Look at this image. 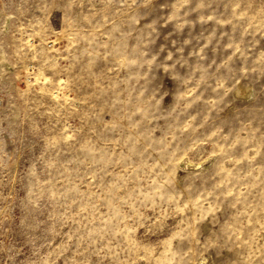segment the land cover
I'll use <instances>...</instances> for the list:
<instances>
[{
	"label": "rangeland",
	"instance_id": "1",
	"mask_svg": "<svg viewBox=\"0 0 264 264\" xmlns=\"http://www.w3.org/2000/svg\"><path fill=\"white\" fill-rule=\"evenodd\" d=\"M264 264V0H0V264Z\"/></svg>",
	"mask_w": 264,
	"mask_h": 264
},
{
	"label": "bare ground",
	"instance_id": "2",
	"mask_svg": "<svg viewBox=\"0 0 264 264\" xmlns=\"http://www.w3.org/2000/svg\"><path fill=\"white\" fill-rule=\"evenodd\" d=\"M201 264H204V263H201Z\"/></svg>",
	"mask_w": 264,
	"mask_h": 264
}]
</instances>
